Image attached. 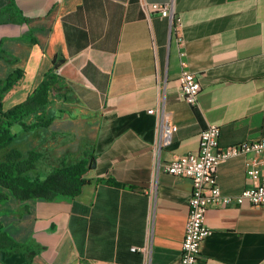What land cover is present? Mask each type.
<instances>
[{"label": "crops", "instance_id": "0c3cea01", "mask_svg": "<svg viewBox=\"0 0 264 264\" xmlns=\"http://www.w3.org/2000/svg\"><path fill=\"white\" fill-rule=\"evenodd\" d=\"M153 2L181 16L183 43ZM55 59L65 60L46 143L90 135L95 164L77 197L2 204V228L22 250L0 249V264H181L193 181L166 167L197 151L211 125L221 147L264 139V0H0V80L25 72L24 97L14 88L4 106L7 95L25 99ZM184 70L201 82L196 105L183 96ZM162 105L178 129L159 155ZM253 156L218 165L224 194L261 181L264 167L248 174ZM206 224L200 264H264V206L211 205Z\"/></svg>", "mask_w": 264, "mask_h": 264}, {"label": "trees", "instance_id": "16d2710c", "mask_svg": "<svg viewBox=\"0 0 264 264\" xmlns=\"http://www.w3.org/2000/svg\"><path fill=\"white\" fill-rule=\"evenodd\" d=\"M64 60L55 59L53 67L26 98L10 107L4 106V98L21 82L25 72L17 69L3 82L0 80V249L9 253L20 252L22 243L2 228L1 211L5 201L12 197L20 200L77 197L90 182L88 174L95 164L93 153L90 157L87 154L75 159L71 155H65L60 159L59 165L41 175L39 169L44 157L41 149L28 146L23 150L11 146L18 136L11 129L13 125L36 127L52 123L51 118L39 113L48 108L51 95L62 78L57 69ZM29 120L31 122L27 123Z\"/></svg>", "mask_w": 264, "mask_h": 264}, {"label": "built area", "instance_id": "2783aa9c", "mask_svg": "<svg viewBox=\"0 0 264 264\" xmlns=\"http://www.w3.org/2000/svg\"><path fill=\"white\" fill-rule=\"evenodd\" d=\"M151 7L162 17L171 18V30L183 43L184 38L180 34L182 18L175 13L172 4L170 2H153ZM182 54L184 55L185 51H182ZM179 83L186 101L196 105L202 87L199 77L191 71L184 70L179 78ZM155 111V109H149L151 113ZM158 114L160 122L157 152L160 155L163 147L171 144L173 134L177 131L178 126L171 121L164 105L160 107ZM220 135L219 126H209L201 132L197 151L176 157L166 167L170 173L188 176L193 181L189 215L182 243L181 264H200L202 245L210 232V228L206 224V212L209 206L227 205L233 201L239 204L249 202L255 206H264V177L255 186L245 188L241 193L232 196L223 193L216 175L217 167L221 162L237 155L254 153L250 159L251 167L248 169V174L251 177H258V167H264V156L258 158L264 152V139L243 141L221 147ZM133 250L146 252L147 247H133Z\"/></svg>", "mask_w": 264, "mask_h": 264}, {"label": "rangeland", "instance_id": "374dc122", "mask_svg": "<svg viewBox=\"0 0 264 264\" xmlns=\"http://www.w3.org/2000/svg\"><path fill=\"white\" fill-rule=\"evenodd\" d=\"M20 83L21 82H19V84ZM18 85L15 87V89H17L15 93H17L16 95L19 98H22V97H24L25 92L21 93L20 90H23V88H25V87L23 86V88H22L21 86H18ZM11 98H14V96L7 95V97L5 99V106L10 107L11 105L15 104V101H13L15 99H11ZM51 104H52V99L48 105L47 110L44 112H40L39 114L44 116V117L51 118V120H52L51 122L53 123L57 117H56V115H54L51 112L52 110L50 111L49 106ZM30 122L31 121L29 120L27 123H30ZM52 123L49 125L36 126V127H29V126H24L22 124H15L11 127L12 131L14 133L18 134V136L16 138L17 139L16 142L12 143V145H11L12 147L17 146V147L25 150V148H27L28 146L29 147L36 146L38 149H41L43 151L44 157L42 159V163H41L40 169H39V172L41 173V175L47 174L48 171L52 167L59 165L60 159L62 157H64L65 155L70 156V154H74L76 157L81 158L87 154L90 157V154L93 153V148H92L93 138L90 135L87 138L84 137L82 140H80L79 138L75 139V140L74 139L73 140L68 139L67 141H65L61 144L57 143V144H54L53 146L51 144H49V142L46 143V141L49 140V138L52 136V134H54L53 130H52ZM39 129L43 132L42 137H38L37 135H35L37 133L36 131H38ZM49 133H52V134L47 135ZM43 137H45V138H43ZM48 145H50V147L52 149H54V152H53V154L55 155L54 159L46 158L47 154L49 153V151L46 149ZM66 147H69L70 150L68 152H66V154L63 155L62 153L66 149ZM17 200H19V199H17ZM4 228H6L5 225L3 227V230H4Z\"/></svg>", "mask_w": 264, "mask_h": 264}]
</instances>
